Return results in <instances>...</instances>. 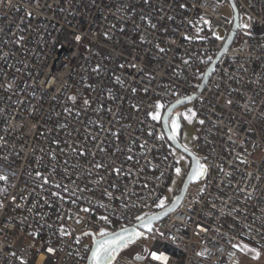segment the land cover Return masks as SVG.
<instances>
[{"label": "built area", "instance_id": "built-area-1", "mask_svg": "<svg viewBox=\"0 0 264 264\" xmlns=\"http://www.w3.org/2000/svg\"><path fill=\"white\" fill-rule=\"evenodd\" d=\"M232 3L248 29L200 89ZM191 96L204 186L140 262L242 264L264 253V0H0V264H86L168 207L188 172L150 114Z\"/></svg>", "mask_w": 264, "mask_h": 264}, {"label": "rangeland", "instance_id": "rangeland-1", "mask_svg": "<svg viewBox=\"0 0 264 264\" xmlns=\"http://www.w3.org/2000/svg\"><path fill=\"white\" fill-rule=\"evenodd\" d=\"M223 15L227 18L233 19L234 11L231 5L225 6L223 8ZM247 25V27H245ZM240 26L242 29L246 30L249 26L248 18L245 16L240 17ZM192 105L182 106L175 110V114L180 116L183 120V129H182V139L181 143L188 150L192 151L197 157L202 158L200 151L196 148L197 141V129L196 123L193 120L192 115ZM191 110V111H189ZM185 115L187 118H185ZM175 154L178 160V164L180 169L183 172H188L191 166L190 159L184 155L182 152L175 150ZM202 164L206 167V160H202ZM204 186V181H198L192 185L190 188V195L198 194ZM180 188V183L175 182L173 184V192L178 191ZM173 196V195H172ZM153 244L151 238L148 235L143 236L141 239L133 243L128 247L127 250L121 251L118 255H116L112 264H119V260L127 261L131 264H143L142 262L136 260L137 257L144 256L146 251ZM244 257L242 260V264H264V253L259 254L257 250H255L251 246L243 247ZM254 250V251H250ZM259 254L258 256L256 254Z\"/></svg>", "mask_w": 264, "mask_h": 264}, {"label": "snow or ice", "instance_id": "snow-or-ice-1", "mask_svg": "<svg viewBox=\"0 0 264 264\" xmlns=\"http://www.w3.org/2000/svg\"><path fill=\"white\" fill-rule=\"evenodd\" d=\"M247 27V25H245ZM79 39V37H77ZM219 39V37H217ZM163 51V49H161ZM87 104L88 101L86 100ZM157 112L154 114H150L153 120H161V112L159 111L162 107L166 108V114L163 116V122L165 126H168L169 122L172 126L173 135L170 139H176V134L179 130V117L172 116V111L175 105L173 106H163L157 104ZM191 111V110H189ZM192 115H195L194 113ZM185 118L187 116L185 115ZM203 123V121H201ZM187 150V149H186ZM102 165H97V167H101ZM119 171V169H116ZM181 170L179 168L176 169V173L179 175ZM207 169L201 164L198 160H194L193 167L191 168L190 178L193 180H198L206 175ZM39 175V174H38ZM7 177L0 175V180H6ZM47 183V181H45ZM55 195V193H54ZM2 206V205H0ZM165 202L161 200L158 204V207H164ZM84 211H88V209H83ZM106 219V218H104ZM141 220V227L146 228L149 232L152 231L150 225L152 224L153 217H138ZM144 233L138 232L135 228H124L120 233H109L107 231H101L99 233V238L95 241V248L91 252V264H111L112 259L115 255L120 251V249L127 247L128 244L134 242L143 236ZM233 247H238L237 245H233ZM247 247L246 245L244 246ZM49 251H52L49 249ZM147 251V250H145ZM254 251V250H250ZM259 255L258 253L256 254ZM139 259V257L137 258Z\"/></svg>", "mask_w": 264, "mask_h": 264}, {"label": "water", "instance_id": "water-1", "mask_svg": "<svg viewBox=\"0 0 264 264\" xmlns=\"http://www.w3.org/2000/svg\"><path fill=\"white\" fill-rule=\"evenodd\" d=\"M232 8H233V11H234V27H233V31H232L231 35L229 36V39L227 41L226 46L224 47L222 52L217 56V58L215 59L213 64L207 70L200 89H202L205 86V84L208 81V78L210 77V75L212 73V70L214 69L215 65L217 64L219 59L222 57V55H224L225 52L229 49V47L232 45V43H233V41H234V39L236 37V34H237V32H238V30L240 28V14H239V11L236 8L234 3H232ZM194 98H195L194 96H191V97L185 98V99H183V100H181V101H179L177 103H174L173 105H175V107L173 108L172 113L176 109H178V108H180L182 106H186V105L191 104L193 102ZM173 105H171V106H173ZM165 114H166V112H165ZM163 126H164V129H165V134H166L169 142L171 143V145L176 150L182 152L184 155H186L190 159L191 166H190V169H189V171L187 173V177L185 179V182H184V184L182 186V189H181L180 193L173 199L172 203L168 207H166L163 210L159 211L158 213L149 216V217H153L152 224L150 225L152 230L154 229L155 225L158 222H160L162 219L167 217L169 214H171L173 211H175L182 204V202L184 201V199H185V197H186V195L188 193V190H189L190 186L192 184L198 182V181H202L203 178H204V177H202V178H200L198 180H193V179L190 178V172H191V168L193 167L194 160H198L201 163V159L199 157H197L192 151H190L186 147H184L182 145V143L179 141V139L177 138V136H176L175 141L170 139V137L174 134L173 131L170 128L171 127L170 122H169L168 126H165V124L163 122ZM131 228H135L138 232L144 233L143 236H145L146 232H149L146 228L141 227V221L139 223H137L136 225H134L133 227H129V229H131ZM121 231H119L117 233H120ZM143 236H141L139 239H141ZM139 239H137L134 242L128 244L127 247L132 245L133 243H135ZM96 240L97 239L95 238L94 241H93L92 250L95 248V241ZM125 248L120 249V251L116 255H118ZM136 260L140 261V257H139V259H136ZM86 264H91V254H90Z\"/></svg>", "mask_w": 264, "mask_h": 264}, {"label": "flooded vegetation", "instance_id": "flooded-vegetation-1", "mask_svg": "<svg viewBox=\"0 0 264 264\" xmlns=\"http://www.w3.org/2000/svg\"><path fill=\"white\" fill-rule=\"evenodd\" d=\"M172 116L177 117L178 115H176V114H175V111H174V112L172 113ZM178 117H179V120H178V123H179V130H178V132L175 133V134H176L177 138L179 139V141L181 142V139H182V129H183V120L181 119L180 116H178ZM170 124H171V123H170ZM170 128H171V130H172V126H171ZM201 163H202V161H201ZM203 177H204V176H203ZM128 247H129V246H128ZM128 247H126L125 250H126ZM123 250H124V249H123ZM115 257H116V255H115ZM115 257L112 259L111 264L113 263Z\"/></svg>", "mask_w": 264, "mask_h": 264}, {"label": "trees", "instance_id": "trees-1", "mask_svg": "<svg viewBox=\"0 0 264 264\" xmlns=\"http://www.w3.org/2000/svg\"><path fill=\"white\" fill-rule=\"evenodd\" d=\"M180 192H177L176 195H178Z\"/></svg>", "mask_w": 264, "mask_h": 264}, {"label": "bare ground", "instance_id": "bare-ground-1", "mask_svg": "<svg viewBox=\"0 0 264 264\" xmlns=\"http://www.w3.org/2000/svg\"><path fill=\"white\" fill-rule=\"evenodd\" d=\"M127 249H128V248H127ZM127 249H126V250H127Z\"/></svg>", "mask_w": 264, "mask_h": 264}]
</instances>
